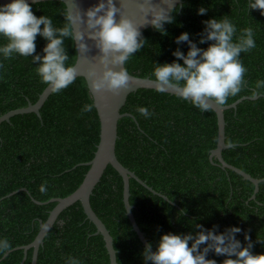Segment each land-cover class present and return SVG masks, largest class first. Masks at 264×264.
Wrapping results in <instances>:
<instances>
[{
  "label": "trees",
  "instance_id": "obj_1",
  "mask_svg": "<svg viewBox=\"0 0 264 264\" xmlns=\"http://www.w3.org/2000/svg\"><path fill=\"white\" fill-rule=\"evenodd\" d=\"M31 5L37 17L52 16L56 26L64 22L66 7L62 2ZM200 7L207 9L205 15L197 14ZM174 9L173 23L164 26L167 35L152 27L142 31L146 46L128 62V72L153 79L154 63H171L177 47L186 54L187 44L178 46L175 38L187 32L198 43L202 22L208 19L227 15L238 32L251 26L256 48L241 54L248 83L225 104L242 99L235 109L224 111L227 147L221 155L227 164L260 182L255 193L253 183L210 158L217 145L213 110L201 113L175 95L138 89L127 96L120 110L132 117L118 121L115 145L118 161L147 186L129 179L135 222L153 251L162 235L196 232L195 224H202L206 229L218 225L219 232L239 227L242 232L236 238L242 246L247 244V233L254 245L252 253L264 254V243L259 241L264 240V95L255 99L251 95L255 82L264 79V15L260 10L247 11V0H182ZM35 43L37 52L46 44L39 36ZM207 46L198 43V47ZM66 49L68 63H75L77 52L70 41H66ZM30 59L16 56L4 62L0 116L34 104L47 87ZM87 103H93L92 98L86 81L78 77L61 93L49 95L39 110L40 118L34 113L18 114L0 123V237H7L13 245L11 252L0 257V264H31L32 248L24 255L22 247L35 239L40 223L56 205L50 200L67 197L81 184L100 130L95 107L81 112ZM137 106L148 107L153 115L141 117ZM45 181L47 191L41 193ZM122 197V179L108 165L90 197L91 208L113 238L116 264H144L145 248L125 215ZM95 232L80 202L74 203L59 214L43 238L36 264H65L68 256L79 258L82 264H109L103 238ZM206 258L222 264L226 257L210 252Z\"/></svg>",
  "mask_w": 264,
  "mask_h": 264
},
{
  "label": "clouds",
  "instance_id": "obj_2",
  "mask_svg": "<svg viewBox=\"0 0 264 264\" xmlns=\"http://www.w3.org/2000/svg\"><path fill=\"white\" fill-rule=\"evenodd\" d=\"M73 4L74 11H69L65 4L61 26L54 24L52 16L43 14L37 17L28 0H10L0 5V70L4 69L5 61L16 56L31 58L39 80L49 92L59 94L79 77L77 63H68L66 41H70L78 57L93 47L97 50L99 70L93 68L87 73L91 89L119 96L129 89L132 80L126 65L146 46L141 29L150 24L154 30L167 35L164 26L174 21L173 2L159 6L156 0H140L136 9L143 23L127 17L122 12L124 5L118 6L116 0H98L83 13L75 6L74 0ZM249 9L260 10L264 15V0H247V11ZM206 12L204 7L197 10L198 15ZM202 23L204 28L198 43H207V48L198 47V43L190 39V34L183 32L174 42L178 46L187 44L186 54L177 47L172 52L175 59L171 63H154L150 74L158 93L173 94L201 113L210 111L213 106H224L230 97H236L244 90L248 83L245 79L248 69L241 54L256 48L251 26L238 32L237 25L227 15ZM75 25H84L87 34L76 30ZM37 36L46 42L41 52L36 51ZM86 41H91V46ZM251 95H264V79L255 82ZM94 107V103H87L81 112H91ZM136 112L145 119L153 115L146 106H137ZM46 184V181L41 184V193L47 191ZM195 228L198 231L162 235L155 251H152V243H147L142 254L144 264H217L215 259L206 258L210 252L226 257L222 264H264V254L252 253L254 245L247 233L244 234L246 246L236 238L242 232L241 228L231 226L223 232L218 231V225L206 229L202 224H195ZM259 241L264 243V240ZM12 250L9 239L0 237V257ZM65 264H82V261L68 256Z\"/></svg>",
  "mask_w": 264,
  "mask_h": 264
},
{
  "label": "water",
  "instance_id": "obj_3",
  "mask_svg": "<svg viewBox=\"0 0 264 264\" xmlns=\"http://www.w3.org/2000/svg\"><path fill=\"white\" fill-rule=\"evenodd\" d=\"M45 1H60L64 5L66 4L69 11H74L73 0H28L30 4H35L39 2ZM10 0H0V5H4L9 3ZM98 0H74L75 6L78 7L81 12L87 10L89 7L95 5ZM140 2V0H116L117 5L123 4L122 12L129 17L130 19L135 20L137 23H143L142 16L138 13L136 9V4ZM159 6H166L167 2H173V8L180 7L182 5V0H156ZM65 5V7H66ZM150 19V17H149ZM152 26L149 24L144 26L141 31L151 28ZM76 30L84 31L87 34V29L84 25H75ZM91 46V41H86ZM78 54V53H77ZM77 63V72L78 76L84 78L87 84V88L89 94L92 98L93 103L95 104V109L98 115L100 130H99V141L96 146V151L92 160L86 165L89 166L81 184L78 188L68 195L65 198H53L50 202H55L56 205L49 212V215L45 222H41L39 225V231L35 237V239L28 245L23 246L24 255L26 251L32 248V261L31 264H36L37 253L39 247L43 244V238L48 233V231L52 228L53 224L57 220L59 214L73 205L76 202H80L83 213L85 214L86 219L91 222L95 228V234H99L102 236L104 241V246L108 254L109 264H116V251L113 247V238L111 237L109 231L103 224V222L97 217L90 205V197L93 193L95 186L99 183L105 169L108 165H110L121 177L123 183V205L125 209V215L127 216L133 231L139 238L143 247L145 248L147 239L144 236V233L137 226L133 213L132 206L129 204V179L132 178L136 180L141 185L147 187L143 181H141L133 172L129 171L125 168L117 159L115 154V145L116 140L118 138L117 135V124L118 121L124 117L132 115L128 113H120L121 108L124 106L127 96L130 93L137 91L138 89H151L155 90L154 85L152 83V79L145 77L140 78L133 75L132 80L130 81L129 89L127 91L122 92L119 96H113L108 92H94L90 87V81L88 80L87 73L89 70L96 68L99 70L98 65V53L97 50L93 47L91 51L87 54H79V57H76ZM156 91V90H155ZM51 92L47 90V87L43 90V92L39 95L37 101L34 104L29 103L27 107L16 109L5 113L0 116V123L2 121H9L12 116L18 114H27L34 113L40 118L39 110L42 105L49 97ZM173 95V94H170ZM257 98L256 96L253 99ZM242 99L235 101L230 105L215 107L213 106L214 113L217 118V145L214 150L210 153V158L215 157L222 168H226L232 170L239 174L243 179L250 181L255 186V193L258 191V184L260 180L252 178L250 175L241 171L240 169L233 167L227 164L222 158L221 152L227 146L225 145V120H224V111L228 109H235L237 104L241 102ZM148 190L152 193H155L151 188L148 187ZM254 198V196H252ZM166 199V198H165ZM153 251V250H152ZM5 257V256H3ZM24 260V258H23Z\"/></svg>",
  "mask_w": 264,
  "mask_h": 264
}]
</instances>
